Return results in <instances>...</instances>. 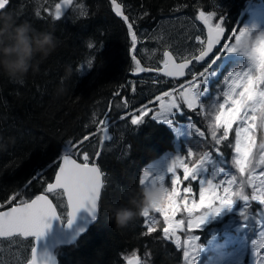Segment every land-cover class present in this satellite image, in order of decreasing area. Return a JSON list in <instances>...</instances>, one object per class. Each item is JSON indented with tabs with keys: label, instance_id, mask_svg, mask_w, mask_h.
<instances>
[{
	"label": "trees",
	"instance_id": "trees-1",
	"mask_svg": "<svg viewBox=\"0 0 264 264\" xmlns=\"http://www.w3.org/2000/svg\"><path fill=\"white\" fill-rule=\"evenodd\" d=\"M59 1L10 0L0 10V14H9L18 23L27 20L38 31L52 32L58 41L46 57L39 53L35 56L37 70H30L22 79L10 80L0 72V203L7 204V198L17 193L20 200L44 191L46 183L41 181L51 179L55 160L68 142H79L88 135L85 144L104 171L107 187L93 224L75 242L56 247L58 264H125L133 252L147 253V264H180V249L160 235L159 227L146 234L140 215L126 227H117L109 209L130 206L129 190L138 191L141 167L173 146L171 130L150 115L139 126H132L130 117L120 120V116L153 101L156 94L181 79L152 76L151 71L134 72L127 24L116 15L110 0H71L61 19L55 20ZM116 1L135 24V55L140 66L156 67L164 60V49L176 58L195 52L199 43L193 37L203 36L199 13H214L212 23H222L226 37L247 0ZM88 43L93 44L92 49ZM208 59L196 64L193 71ZM126 101L128 109L123 108ZM116 104L121 107L117 109ZM110 106L107 135L112 139L102 143L106 133L99 120ZM95 151L101 152L99 158ZM40 172L44 176L34 180ZM48 195L63 220V196ZM7 240L0 238V255L16 251L9 244L1 249ZM16 240L26 259L31 238ZM125 254H129L126 259Z\"/></svg>",
	"mask_w": 264,
	"mask_h": 264
},
{
	"label": "snow or ice",
	"instance_id": "snow-or-ice-1",
	"mask_svg": "<svg viewBox=\"0 0 264 264\" xmlns=\"http://www.w3.org/2000/svg\"><path fill=\"white\" fill-rule=\"evenodd\" d=\"M9 2L10 0H0V10L5 9ZM70 3L71 0H62L61 3H57L53 19H61L64 6ZM112 3L116 15L122 16L127 24L133 52L131 59L136 65L134 72L152 71L153 69L141 67V61L135 55L138 33L134 31V22H130L131 18L122 13L121 5L116 0H112ZM36 15L39 16L40 13L37 12ZM213 15L214 13H209L206 16L201 12L197 17L208 29L206 46L199 49L198 55H192L191 59L185 58L182 63H176L170 52L164 51L163 68L155 69L157 72L162 71L164 76L185 77L190 75L191 79L179 84L178 89L173 88L171 91H164L161 95H157L155 101L159 102L158 111H154L150 107L153 102L149 101L148 104L142 105L125 116H120L119 119L127 120L130 117L131 125L139 126L145 122L144 117L151 115V118L157 122L171 124L175 116L183 114L184 108L189 111L199 109L205 118L209 119L208 129L214 145L220 146L224 143L234 153L231 165L241 176H247V186L251 188V194L250 196L245 194L244 181L237 184L236 176L224 172V168H217L211 178H202V173L207 171V166L212 162L213 155L211 152H204L200 159L193 164H189L181 154L173 156L167 167V173L172 175L171 189L165 185L164 175H153L152 169L146 168L138 181L139 185L151 182L158 183L165 188L163 200L153 206L152 209L163 216L166 225L163 231L166 239L175 236L179 222L173 221V217L180 210L182 193L190 195L193 192L191 183L193 181L199 182L200 200L199 203L192 201L191 204L186 199L183 202V210L189 215V229H199L210 214L216 215L220 213L221 209H230L235 198L243 201L245 207L248 206L250 201H256L260 205H264V142H257V132L264 131V35L256 36L255 43L250 48L238 51L235 43L239 41L245 31L253 36L256 34L248 29H239V31L233 29L227 41H232L234 38V42L225 41L220 52L237 53L243 58L244 63L240 68L229 71L223 77V84L225 85L223 91L217 95L208 107H205L204 103L201 102V97L209 94V77L210 75H216L210 69L215 65L217 56L202 71L194 72L193 69L196 64L204 62L209 54L213 53L214 47L221 44L222 37H224L225 27L222 26V23L213 25ZM220 19L223 21V17ZM196 39L200 41V36H197ZM200 42L204 44V41ZM87 47L92 49L93 44L88 43ZM91 66L92 62H89L88 67ZM20 82L23 83V80ZM119 95L118 93L117 96ZM220 97H222V100ZM115 107L119 109L121 105L116 104ZM123 108L128 109L129 102L126 101ZM111 110L110 106L109 112L105 113L104 118L99 120V125L104 128L106 133L102 137V143L105 140L112 139L111 136L107 135V125L110 123L108 116ZM188 128L191 129L190 135L195 134L202 140L205 138V133L194 123H190ZM218 132H221V134L218 135ZM232 132L235 136L234 144L230 140V133ZM89 139L90 137L85 135L79 142H68L64 153L56 161L58 169L55 171L54 182L41 181L47 184L41 194L22 203H16L19 193L9 196L6 203L10 206L7 210H4L5 204L0 203V238L12 240L19 237H32L35 240L41 238L51 219L58 218L56 208L49 199L48 194L51 193L66 197L69 209L67 224L69 226L73 223L76 213L82 208H86L92 220L97 219L99 201L102 199L107 184L104 171L97 161L92 158L93 153L88 150V146L85 144ZM214 151L216 156L223 158L224 165H227L228 160L224 158V151L220 147H215ZM195 154L193 147L187 148L188 158L193 157ZM81 155L82 162H78ZM94 155L99 158L101 152L95 151ZM177 168L183 170V181H189L188 186L183 187L182 190L180 185L183 181L176 174ZM257 168L260 169L258 174L255 172ZM221 173H224L225 178L220 180L219 183H214L216 177ZM42 176H44V172L36 175L34 180H41ZM198 209H207V211L202 215L193 217V213ZM260 215L264 216V210ZM140 216L145 218L144 223L148 230L146 234L155 231L156 218L150 216L149 210L145 209ZM242 217L246 218L245 212H242ZM259 224L261 228H264V219H261ZM261 235L264 236V232ZM197 240L198 237L193 236L189 238V241H185V264H195L199 249L196 245ZM253 247L257 264H264V256H261L258 251V249H264V239L253 241ZM31 253L32 256L28 264H55L54 257L47 251H40L36 246H33ZM133 256H135V253H133ZM128 264H134L133 260H129Z\"/></svg>",
	"mask_w": 264,
	"mask_h": 264
},
{
	"label": "rangeland",
	"instance_id": "rangeland-1",
	"mask_svg": "<svg viewBox=\"0 0 264 264\" xmlns=\"http://www.w3.org/2000/svg\"><path fill=\"white\" fill-rule=\"evenodd\" d=\"M233 29L236 31H239V29H248L253 34L264 32V0H247L245 2V6L238 15L237 22L233 25L226 37L224 36L221 44H219V48L212 53L207 62L199 70L194 71H202V69L210 64L212 59H215V56H217L215 65L210 69V71L214 72L216 75H210L209 77V94L201 97V102L204 103L205 107H208L217 95L223 91L225 87L223 84V77L227 75L229 71L237 70L244 63L243 58L237 53L220 52L223 47V43L227 41L229 36H231ZM197 36H200V41H202L203 38V36L199 34H196L193 37V40L199 43L195 51L202 47H199L201 42L196 39ZM256 36L257 34L254 35L253 43H255ZM227 42H234V38L232 41ZM152 76L156 75L152 73ZM188 79H191L190 75L181 78V80L176 83H170L169 81V86L153 97V103L150 107H152L154 111H158L159 102L155 101V97L157 95H161L164 91H171L173 88L178 89L179 84L184 83L185 80ZM220 99L222 100V97H220ZM141 106L135 108L133 111L131 110L130 112H134ZM190 123H194L202 132L205 133V138L203 140L195 134L190 135L191 129L188 128ZM208 123L209 119H206L199 109L196 111H186L183 109V114L175 116L171 124L162 123L169 128L173 134V146L171 149L162 151L160 154L146 162L140 169L139 179L143 175V171L146 168L152 169L153 175L162 174L165 176V185L171 189L172 175L171 173H167V167L173 156L181 154L185 157L189 164H193L200 159L204 152H211L213 155L212 162L207 166V171L202 173V178H211L213 172L217 168H224V172H227L229 175L236 176L237 184L244 181L245 194L250 196L251 188L247 186V176H241V174L231 165V159L234 153L224 143L220 146L214 145V141L209 133ZM220 134L221 132H218V135ZM230 140L234 144V132L230 133ZM257 142H264V131L257 132ZM188 147H193L196 152V154L191 158L187 157ZM215 147H220L224 151V158L228 160L227 165H224L222 157L215 155ZM259 171V168L255 170L257 174ZM176 174L181 181H183L184 174L182 168H177ZM224 178V173H221L216 177L214 183H219V181ZM191 183L193 186V192L190 195L182 193L180 197V210L177 211L173 217V221L179 222V227L176 228L175 236L168 239L173 243L175 249H180L181 251L180 264H185V241H189V238L193 236L198 237L196 245L199 247L195 264H257V257L254 255L255 250L253 247V241H260L264 239V236L261 235V233L264 232V228H261L259 224V221L264 219V216L260 215L262 210H264V205H260L256 201H250L248 206L245 207L243 201L235 198L230 209L224 208L221 209L219 214H210L206 217L199 229H189V215L183 210V202L186 199L187 202L191 204L192 201L199 203L200 200L199 182L193 181ZM188 184L189 181H183L180 185L181 190L183 187L188 186ZM206 211L207 209H198L193 213V217L202 215ZM242 212L246 213V218L242 217ZM149 214L150 216H154L156 218V224L154 227H159L160 235L165 238L163 229L166 225L164 224L163 216L155 212L153 209L149 210ZM140 220L145 231H147V227L144 223L145 218L140 216ZM17 243L19 244L17 240L14 242L13 240L8 239L5 244L1 245V249H4L3 246L9 244L13 246V248H16V251H14V254H1L0 264H22L24 259L18 250ZM189 250L191 251V249ZM258 251L261 256H264V249H258ZM128 255L129 254H125L124 258L126 259ZM28 256L29 254L26 258H28ZM135 256L136 259L134 264H136V262H138V264H147V253H143L141 255H136L135 253Z\"/></svg>",
	"mask_w": 264,
	"mask_h": 264
},
{
	"label": "clouds",
	"instance_id": "clouds-1",
	"mask_svg": "<svg viewBox=\"0 0 264 264\" xmlns=\"http://www.w3.org/2000/svg\"><path fill=\"white\" fill-rule=\"evenodd\" d=\"M257 36L264 32L256 33ZM254 36L248 31L235 43L238 51L251 47ZM58 46L52 32L38 31L31 22H17L9 14H0V72L10 80L22 79L30 70H37L33 63L39 53L46 57ZM130 206L111 207L112 219L117 227H126L133 222L145 209L150 210L160 203L165 196L164 186L158 183H146L139 186L138 191L129 190Z\"/></svg>",
	"mask_w": 264,
	"mask_h": 264
},
{
	"label": "water",
	"instance_id": "water-1",
	"mask_svg": "<svg viewBox=\"0 0 264 264\" xmlns=\"http://www.w3.org/2000/svg\"><path fill=\"white\" fill-rule=\"evenodd\" d=\"M111 3H112V0H110ZM62 0L59 1V3H61ZM117 2V1H116ZM118 3V2H117ZM67 5V4H66ZM66 5L64 6V8L66 7ZM112 6H113V3H112ZM114 7V6H113ZM200 15V13H199ZM201 22V25H202V28H203V41H204V44H202V47H205L206 46V42H207V38H208V29L207 27L203 24V22L200 20ZM224 37H222V40H223ZM219 45H216L213 49V51L218 48ZM164 51H169V49H164L163 50V53ZM170 54L173 56V60L174 62L176 63H182L183 60L185 58L187 59H191V56L189 57H185V58H176L172 52H170ZM199 54V51H197L195 54L193 55H198ZM212 55V53L209 54V57ZM208 58V57H207ZM201 64V63H199ZM146 68H150V69H153L151 72L154 73V74H157V75H160V76H163L164 78H168V76H164L163 75V72L160 71V72H157L155 69L157 68H160L162 69L163 68V62L159 65V66H156V67H146ZM176 79H181L183 77H174ZM64 153V152H63ZM62 153V154H63ZM60 154L56 160H55V169L53 171V175L51 177V179L48 181V182H54V179H55V171L58 169V163H56V161H58L59 157L62 155ZM78 162H82V156H81V159L78 161ZM47 187V184H45V188ZM43 191H39V192H36L34 193L30 198L28 199H24V200H21V201H18L16 203H22L24 202L25 200H31V199H34L36 195H39L41 194ZM63 196V195H62ZM49 199L52 201V199L50 198L49 196ZM63 200H64V203H65V218L62 220L58 211H57V208L55 206V204L53 203V205L55 206L56 208V211H57V215H58V218H53L51 219V221L49 222V226L48 228L45 230L43 236L41 238H39L38 240H35V238H31V246H30V249H29V256L28 258L23 262V264H28V261L31 259V256H32V253H31V248L33 246H36L38 250L40 251H47L52 257H54L55 259V264H58V260H57V257H56V254H55V249L57 246L59 245H64V244H71L73 242L76 241V239L78 238V236H80L82 233H84L87 228L93 224V222L95 220H92L91 216L89 215L88 211L86 210V208H82L80 209L77 213H76V217L75 219L73 220V223L69 226L67 224V213L69 211L68 207H67V199L66 197L63 196ZM10 205L8 204H5V209L4 210H7V208L9 207ZM81 229H83V231H81ZM135 256H129L126 260H125V264H128L129 260H133V262H135Z\"/></svg>",
	"mask_w": 264,
	"mask_h": 264
},
{
	"label": "flooded vegetation",
	"instance_id": "flooded-vegetation-1",
	"mask_svg": "<svg viewBox=\"0 0 264 264\" xmlns=\"http://www.w3.org/2000/svg\"><path fill=\"white\" fill-rule=\"evenodd\" d=\"M198 51V50H197ZM197 51H195L194 53H192V54H190V55H188V56H185V57H189V56H192L193 54H195ZM185 57H183V58H185ZM182 58V57H181ZM194 63V62H193ZM30 246H31V242H30ZM29 249H30V247H29ZM29 249H28V254H29ZM27 259V258H26ZM26 259H24L23 260V262L26 260ZM22 262V263H23Z\"/></svg>",
	"mask_w": 264,
	"mask_h": 264
}]
</instances>
